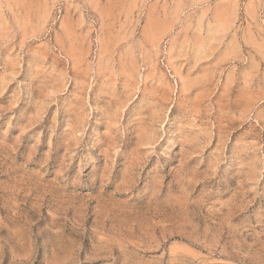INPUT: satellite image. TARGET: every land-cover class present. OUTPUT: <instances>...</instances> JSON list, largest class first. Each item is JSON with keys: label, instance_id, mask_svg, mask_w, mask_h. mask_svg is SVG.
<instances>
[{"label": "rangeland", "instance_id": "rangeland-1", "mask_svg": "<svg viewBox=\"0 0 264 264\" xmlns=\"http://www.w3.org/2000/svg\"><path fill=\"white\" fill-rule=\"evenodd\" d=\"M0 264H264V0H0Z\"/></svg>", "mask_w": 264, "mask_h": 264}]
</instances>
